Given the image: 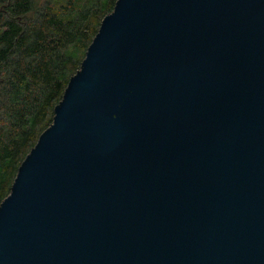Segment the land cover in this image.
I'll return each instance as SVG.
<instances>
[{
	"label": "water",
	"instance_id": "water-1",
	"mask_svg": "<svg viewBox=\"0 0 264 264\" xmlns=\"http://www.w3.org/2000/svg\"><path fill=\"white\" fill-rule=\"evenodd\" d=\"M0 264H264V0H117L0 205Z\"/></svg>",
	"mask_w": 264,
	"mask_h": 264
},
{
	"label": "trees",
	"instance_id": "trees-1",
	"mask_svg": "<svg viewBox=\"0 0 264 264\" xmlns=\"http://www.w3.org/2000/svg\"><path fill=\"white\" fill-rule=\"evenodd\" d=\"M117 0H0V205Z\"/></svg>",
	"mask_w": 264,
	"mask_h": 264
}]
</instances>
